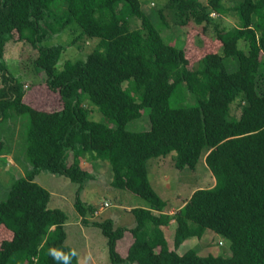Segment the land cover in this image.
<instances>
[{
  "label": "trees",
  "instance_id": "1",
  "mask_svg": "<svg viewBox=\"0 0 264 264\" xmlns=\"http://www.w3.org/2000/svg\"><path fill=\"white\" fill-rule=\"evenodd\" d=\"M165 11L174 25L194 22L214 32L220 49L192 64L184 44L164 37L141 0H0V122L29 117L25 151L31 164L0 203V224L13 231L0 245V264H81L68 240L69 221L99 228L112 264H264V0H167L158 12L164 27L171 26ZM74 24L79 33L70 42L51 44ZM15 32L38 50L35 69L60 94L62 108L47 110L25 99V82L5 61ZM94 38L85 59L58 68L68 46ZM96 108L104 120L92 118ZM144 109L151 127L128 130ZM5 144L0 136V156ZM171 152L178 168H195L208 152L205 161L216 179L193 191L174 214L149 175V160ZM100 160L111 164L114 187L148 203L130 210L134 224L95 218L99 208L81 198L96 180L88 162ZM43 171L77 184L73 219L50 206L51 191L37 181ZM171 219L178 223L175 249L163 228ZM208 229L229 240V255L176 250ZM127 232L133 240L124 254L118 247ZM52 248L70 259L54 260Z\"/></svg>",
  "mask_w": 264,
  "mask_h": 264
},
{
  "label": "rangeland",
  "instance_id": "2",
  "mask_svg": "<svg viewBox=\"0 0 264 264\" xmlns=\"http://www.w3.org/2000/svg\"><path fill=\"white\" fill-rule=\"evenodd\" d=\"M141 2L143 9L153 16L156 26L165 38L173 36L184 44L187 57L192 64L196 63L203 55L220 49L221 41L213 36L214 32L208 33L210 34L208 35L201 26L194 22L188 23L184 27L174 25L170 14L166 11L165 18L171 26L164 27V19L158 15V12L164 8L167 0H141ZM229 19L234 21L232 17ZM136 23L139 24L140 22L137 21ZM229 23L231 22L229 21ZM75 25L56 35L50 41L51 44L70 42L79 33V30L75 28L77 25ZM95 39L99 40L98 38L89 39L85 43L78 40L75 43L76 45L68 46L61 55L57 64L58 68H63L66 60L85 59L96 45L97 41ZM240 46L246 49L243 40L240 41ZM37 55L38 50L29 42L19 40V35L15 32L14 38L6 46L5 61L10 71L25 82L28 88L26 100L39 108H47V110L60 109L63 106L60 94L47 86L45 73L43 71L37 72L35 69L33 60ZM260 68L264 71V56ZM92 118L98 121L104 120L103 114L97 108ZM126 127L132 131L148 130L151 127L149 109H144L141 117L131 120ZM28 128L29 117L27 115L0 122V136L6 141L4 154L0 156V203L7 198L13 182L17 178L25 176L31 168L25 151ZM207 153L202 156L195 168L188 165L184 168L176 167V152H171L167 156L153 157L149 160L150 180L157 192L169 202V212L171 214L184 210L193 191L200 187L215 184L216 179L205 161ZM88 163L90 164L88 167L96 174V180L89 181L86 184L81 192V198L99 208L95 218L111 217L120 225L134 224V218L130 210L135 206H148L145 199L128 190L116 188L111 184L114 172L109 161L100 160ZM88 163H85V165ZM37 181L51 191L50 206L63 208L73 219L77 184L66 176L44 171L38 175ZM190 218L197 221L195 215ZM198 222L197 224L194 223L196 225L195 229L200 228V221ZM177 226V221L171 219L168 226L163 227L164 234H166L172 249L176 248L175 233ZM65 228L67 229L68 240L70 239L69 242L77 248L81 264H112L106 245V237L99 228L84 226L81 222L76 221H69L65 224ZM12 236L13 231L5 224H0V245L4 239H11ZM132 240L131 233L127 232L125 238L119 242L118 249L125 254ZM219 240L223 241L222 245ZM181 243L176 249L180 253L195 248L200 254H208L209 252L230 254L229 240L215 233L212 229L206 230L202 237L193 235ZM42 249L43 245L40 250ZM33 261L36 264V261ZM28 262L27 260L26 263Z\"/></svg>",
  "mask_w": 264,
  "mask_h": 264
},
{
  "label": "clouds",
  "instance_id": "3",
  "mask_svg": "<svg viewBox=\"0 0 264 264\" xmlns=\"http://www.w3.org/2000/svg\"><path fill=\"white\" fill-rule=\"evenodd\" d=\"M49 255L52 256V258L54 260H60L61 257L65 261L70 259L67 254H64L63 252H61V251H59V250H57L55 248L49 249Z\"/></svg>",
  "mask_w": 264,
  "mask_h": 264
}]
</instances>
